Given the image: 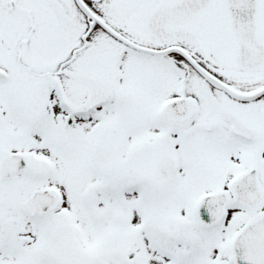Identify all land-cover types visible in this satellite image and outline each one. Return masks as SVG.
Returning <instances> with one entry per match:
<instances>
[{
  "label": "snow or ice",
  "instance_id": "obj_1",
  "mask_svg": "<svg viewBox=\"0 0 264 264\" xmlns=\"http://www.w3.org/2000/svg\"><path fill=\"white\" fill-rule=\"evenodd\" d=\"M0 264H264V0H0Z\"/></svg>",
  "mask_w": 264,
  "mask_h": 264
}]
</instances>
